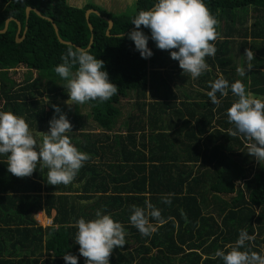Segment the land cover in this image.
<instances>
[{
    "label": "trees",
    "instance_id": "trees-1",
    "mask_svg": "<svg viewBox=\"0 0 264 264\" xmlns=\"http://www.w3.org/2000/svg\"><path fill=\"white\" fill-rule=\"evenodd\" d=\"M156 2L134 0L133 13L126 15L92 3L74 7L67 0H0V32L11 20L0 33V111L23 117L37 131L49 129L51 115L33 97L42 95L38 80L29 83L28 78L15 89L7 76L18 69L43 74L49 99H58L65 95L66 81L55 67L69 47L88 49L103 60V70L119 88L109 101L81 105L89 108L92 127L101 132H83L90 128L83 122L72 127L77 136L68 134L90 156L72 184L44 187V169L39 166L30 177L17 178L7 170V156L0 155V264H66L65 254L86 264L75 243V224L81 217L96 219L98 210L121 223L126 232V244L113 250L109 264H223L215 252L229 251L242 229L255 236L242 250L264 254V164L247 153V138L229 135L234 125L228 122L227 109L236 99L230 87L227 97L217 93L219 105L207 95L210 83L221 76L229 85L240 80L236 72L240 66L245 69L246 89L264 98V0H204L219 21L220 34L214 42L215 56L206 57L209 70L195 79L206 93L182 89V101L170 97L173 103L156 98L145 103L150 66L162 69V60L157 62L155 55L162 50L150 30L141 26L153 52L144 59L128 33L135 29L132 19ZM27 8L40 16L33 11L26 16ZM247 9L256 13L249 27L237 16ZM87 11L98 15L92 13L86 21ZM107 21L112 22L109 31ZM16 23L22 38L18 44ZM53 25L58 37L73 46L59 43ZM245 49L253 52L254 59L246 60ZM190 80L185 73L182 82L191 86ZM151 89L158 94L155 86ZM126 99L134 101L131 109L137 114L129 117L124 133L112 137L119 105ZM168 194H174L171 204L162 199ZM146 200L167 220L163 225L151 220L150 237L130 223L131 207H144ZM38 213L46 218L54 213L50 226L43 228L35 221Z\"/></svg>",
    "mask_w": 264,
    "mask_h": 264
},
{
    "label": "clouds",
    "instance_id": "clouds-1",
    "mask_svg": "<svg viewBox=\"0 0 264 264\" xmlns=\"http://www.w3.org/2000/svg\"><path fill=\"white\" fill-rule=\"evenodd\" d=\"M131 23L135 29L128 33V38L134 42L135 50L142 58H150L153 52L148 47L149 36L140 30L141 26L150 30L156 47L170 51L171 59L178 61L183 73L189 74L192 79L199 78L209 70L206 57L215 56L217 48L214 42L220 34L217 31L219 21L204 0H157L151 10L140 11ZM244 57L251 61L254 59L253 52L245 49ZM61 60L55 72L66 81L69 97L66 103L69 105L79 106L90 101L103 103L118 94L119 88L110 82L109 74L103 70L104 61L90 54L88 49L69 47ZM237 71L241 77L245 75V69L238 68ZM209 87L211 90L207 95L214 105L221 103L217 93L227 97L230 87L236 99L227 109L228 122L234 125V129H229V135L247 138L250 141L247 153L257 163L264 164V98L248 91L241 80L229 85L222 76L210 83ZM52 107L59 117L53 115L47 133L31 128L23 117L11 111H0V155L7 156V170L17 178L30 177L39 166L41 170H48L46 180L49 185L68 186L90 156L73 144L68 135L73 126L66 114L61 112L59 106ZM172 195L162 198L163 202L171 204ZM130 211L131 225L145 237L153 234L151 220L159 225L167 222L161 211L147 200L144 207L133 205ZM75 227V243L79 245V253L86 259V264H109L113 250L126 244L122 224L99 210L96 219L86 221L81 217ZM254 239V235L242 229L234 246L227 252L217 250L215 256L223 264H264V254L242 250L246 249V242ZM63 259L66 264H78V258L74 255L65 254Z\"/></svg>",
    "mask_w": 264,
    "mask_h": 264
},
{
    "label": "rangeland",
    "instance_id": "rangeland-1",
    "mask_svg": "<svg viewBox=\"0 0 264 264\" xmlns=\"http://www.w3.org/2000/svg\"><path fill=\"white\" fill-rule=\"evenodd\" d=\"M67 1L71 6H74V7H81L87 3L96 4L102 9L107 10V12H110L113 14H126V15L129 14L130 15L133 13V8H134V0H67ZM255 14L256 13L253 12L252 10L250 11L249 9H247L246 11H238L237 16L243 21L245 27H249L252 23V18L256 16ZM223 26H224V22H221L220 29H222ZM174 50L178 51V49H174ZM236 50L237 48L235 49V51ZM155 55H157V57L159 58L156 60L157 62L162 60L161 62L163 63V67L162 69H158L155 67V65L150 66L149 81H148V85L146 89V97L144 100L145 103H148V102L152 103L154 98L159 99L166 103H169V102L173 103L172 100H169L170 97L171 99L175 98L174 100L182 101L183 100L182 96L179 95V91L182 89H186L188 91L190 90V92L195 91V92H200V93L202 92L206 93L205 91L197 87L195 83V79L191 78L190 80L191 86L186 85L182 82V79L185 77V73H183V70L179 67L178 61L171 59L170 51L162 50L159 53L156 52ZM237 68H240V66H237ZM236 72L238 73V71ZM238 76H240L239 73H238ZM160 77H162L164 80L163 84L161 83ZM28 78L30 79L29 83H32L34 80H38L39 85L37 84V87L39 88V91L42 93V95L41 97H39L37 93H34L33 97L36 100L37 99L40 100L45 105V108H46L45 112L51 115L50 120L52 119L54 114L57 116V118L59 117V114H56L52 107L53 105H57L60 107L61 112L66 114V118L70 121L72 126L74 125L78 126L79 124L86 122L87 126H90V128L86 130H82L83 132H93L94 134L101 132L99 128L96 127V129H94L92 127L93 123H92V119L90 118L89 108L83 107L81 105L78 106L76 104L69 105L68 103H66L69 99L67 87L63 89L64 91L63 93H65L64 96L58 97V99H55V100L49 99L48 97L49 94L45 90V87H46L45 75L40 74V73H35V72H31L30 74H28L27 70L25 69L13 70L8 73L7 83L8 84H11L12 82L15 83L14 88L17 89V88L23 87L24 81ZM150 78H153L154 80L151 81ZM242 78L243 77L240 76V80L243 82ZM151 86H155V89L158 91L157 95L153 93ZM248 89L252 91V88L248 87ZM168 91L170 93H168ZM166 95L168 96V98L166 97ZM177 101L174 102V104L178 106L179 104ZM133 104H134V101L132 99H129V100L126 99L121 102V104L119 105L120 115L118 116V119L116 120L115 127H113L112 131H110L109 133L110 136L113 137L114 135H121L122 133H124L126 124L127 122H129V117L132 114H137V112H134L131 109ZM48 131L49 129H45L43 132L47 133ZM68 134L76 135L77 131L72 130V132ZM77 140L79 141L78 142L79 144L82 141L81 138H77ZM93 161L95 163H99L98 158H94ZM254 166H256L255 163H254ZM47 171H48L47 169L43 170V174L45 178L47 176ZM42 184H44V187H47V188H49V186H52L47 183V180L45 183H42ZM212 214L214 215V213ZM34 219L43 228L50 226V222L46 223L45 221L46 219L44 218L42 213H38L34 217ZM47 219L51 221V218H47Z\"/></svg>",
    "mask_w": 264,
    "mask_h": 264
},
{
    "label": "water",
    "instance_id": "water-1",
    "mask_svg": "<svg viewBox=\"0 0 264 264\" xmlns=\"http://www.w3.org/2000/svg\"><path fill=\"white\" fill-rule=\"evenodd\" d=\"M30 11H33L35 14H37L38 16H40V14L38 13V11L37 10H32L31 8H27L26 9V16H28V14H29V12ZM96 14V15H98V13H96L95 11H87L86 13H85V18H86V21H88V17H89V15L90 14ZM11 20H7L6 22H5V26H4V30L2 31V32H0V33H4L6 30H7V25H8V23L10 22ZM49 22H51V21H49ZM108 22V31L109 30H111V28H112V22L111 21H107ZM52 23V22H51ZM17 24V33H16V37H15V41H16V43L18 44V43H20L21 41H22V38L20 39L19 38V34H20V32H21V28H20V25L18 24V23H16ZM53 28H54V32H55V34H56V36H57V39H58V41H59V43H61V44H63V45H67V46H73L72 44H70V43H67V42H64V41H62L59 37H58V30H57V27L55 26V25H53ZM88 28H89V30H91V26L88 24ZM107 35H109L108 33H107ZM75 48H78V47H75Z\"/></svg>",
    "mask_w": 264,
    "mask_h": 264
},
{
    "label": "crops",
    "instance_id": "crops-1",
    "mask_svg": "<svg viewBox=\"0 0 264 264\" xmlns=\"http://www.w3.org/2000/svg\"><path fill=\"white\" fill-rule=\"evenodd\" d=\"M94 162V161H93ZM95 163V162H94ZM52 216L50 217L51 218V221H52V218L54 217V213H52L51 214ZM44 216V215H43ZM44 218L46 219L45 221H46V223L47 222H50L51 223V221L49 220V219H47L45 216H44Z\"/></svg>",
    "mask_w": 264,
    "mask_h": 264
},
{
    "label": "built area",
    "instance_id": "built-area-1",
    "mask_svg": "<svg viewBox=\"0 0 264 264\" xmlns=\"http://www.w3.org/2000/svg\"><path fill=\"white\" fill-rule=\"evenodd\" d=\"M51 224V223H50Z\"/></svg>",
    "mask_w": 264,
    "mask_h": 264
}]
</instances>
